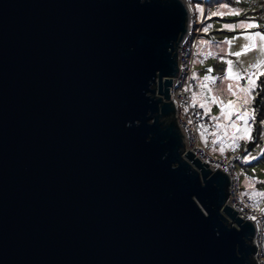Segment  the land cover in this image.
I'll use <instances>...</instances> for the list:
<instances>
[{
	"label": "water",
	"instance_id": "1",
	"mask_svg": "<svg viewBox=\"0 0 264 264\" xmlns=\"http://www.w3.org/2000/svg\"><path fill=\"white\" fill-rule=\"evenodd\" d=\"M186 0H0V264H259L170 91Z\"/></svg>",
	"mask_w": 264,
	"mask_h": 264
},
{
	"label": "built area",
	"instance_id": "2",
	"mask_svg": "<svg viewBox=\"0 0 264 264\" xmlns=\"http://www.w3.org/2000/svg\"><path fill=\"white\" fill-rule=\"evenodd\" d=\"M207 0H186L190 8L188 33L178 50L179 74L173 81L170 91L172 101L176 106L177 123L183 135L186 152L190 150L199 160L207 163L212 170L218 168L226 172L230 177L229 197L227 204L238 210V215L244 219L252 220L256 226L255 243L258 247L256 258L264 250V212L257 209V200L249 195L240 193L236 165L243 160V153L236 154L231 160L214 157L203 143L204 138L217 134L219 129L215 127L216 121L210 114H205V109L193 100L202 92L201 83L195 75L194 62L204 64L208 57L201 43L202 26H198V16L193 12L195 2L205 4ZM200 21V20H198ZM204 126V127H201ZM206 128V131H205ZM220 133V132H219ZM221 138L224 133L221 132ZM254 217V218H253Z\"/></svg>",
	"mask_w": 264,
	"mask_h": 264
},
{
	"label": "rangeland",
	"instance_id": "3",
	"mask_svg": "<svg viewBox=\"0 0 264 264\" xmlns=\"http://www.w3.org/2000/svg\"><path fill=\"white\" fill-rule=\"evenodd\" d=\"M205 4H202L200 2H195L193 6V12L198 16V26H203V15L205 13ZM200 9H203V15H201ZM240 23H254L258 25L256 28L252 29H242L239 27H234V28H225L224 25H239ZM213 26L209 29L208 31L205 32L204 28L209 27V26H204L202 29V36H201V41H206V44L208 47H214L215 51L219 52L220 57L218 59L212 58L209 59L205 64H201L199 62H194V69H195V75L198 78H204L206 75H212L213 77H216V82L210 86L209 88L212 89V92L209 93L208 89H204L202 92L198 93L195 96V101L197 103H203L205 100H208L210 95H215L217 96L220 100H223L225 103H227L228 100H235L236 97L231 96L227 91V85L229 83L236 84V81L233 80H226L223 79V77L226 74V69H227V64L224 62L226 60H232L233 65H234V71L239 72L242 71L245 68H248V66L252 63H254L257 59L261 58V54L258 50H252L248 52L246 55H243L239 58L237 61V58L233 55H230V53H234L237 51H240L242 46L248 41L245 39L246 35H249L254 32H261L264 33L263 31L258 30L261 26H264V24L260 21L256 20H237V21H228V22H212ZM221 26V28H225L227 31H235L239 33L235 34H217L214 33V29L217 26ZM227 41H232V43L229 45ZM215 42L216 45H215ZM259 43V41H258ZM202 44V45H203ZM214 64H217V69H224L225 73L222 75H217L216 68ZM213 69V71L209 74L207 72V69ZM264 71V69H262ZM261 78V77H260ZM259 80L257 81V83ZM240 85H244L246 83L245 80H241L238 82ZM211 109V111L208 113L212 117L213 116H219L220 115V106L218 104H211L209 101L208 105ZM252 108V104L249 106ZM234 119V117H233ZM217 122V121H216ZM221 124H228L230 123L229 121L221 119L219 121ZM229 135L232 132V129H227ZM219 132H225V129L221 128L219 129ZM217 133L219 137L221 136L220 133ZM216 135H212L208 138L203 139V143L207 150L212 154L214 157H217L219 159H228L231 160L235 156L231 153L232 151L234 152L233 149L229 148L228 145L231 143L230 139L228 136H225L223 138L220 137V139L223 141V144H221L219 141L215 144H213V140L216 139ZM242 141H239L241 143ZM224 148V152H220V148ZM232 150V151H231ZM249 156L245 155L244 157ZM236 172L238 176V181H239V188H240V193L243 195H249L253 197L254 199L257 200V209L260 211V209H264V197H260L256 195V193L259 192H264V187H262V184L264 183V167L261 166H255L250 168V170H245L241 166V163L238 162L236 165ZM251 182V186H250ZM258 262L259 264H264V250L261 252L260 256H258Z\"/></svg>",
	"mask_w": 264,
	"mask_h": 264
},
{
	"label": "snow or ice",
	"instance_id": "4",
	"mask_svg": "<svg viewBox=\"0 0 264 264\" xmlns=\"http://www.w3.org/2000/svg\"><path fill=\"white\" fill-rule=\"evenodd\" d=\"M224 9H228V5H223ZM201 15H203V9H200ZM239 15V12L236 10H229V11H216L212 12L210 16H221L224 15ZM210 27V26H209ZM225 28H234L239 27L242 29H252L258 27V25L254 23H240L239 25H224ZM204 31H208V27L204 28ZM245 39L248 41V43L244 44L240 51L230 53V55H233L237 58V61L239 58L243 55H246L248 52L252 50H258L261 54V58L257 59L254 63L250 64L248 68L243 69L242 71L236 72L234 71V65L232 60H226L224 61L227 64L226 74L223 77V79L226 80H233L236 81V84L229 83L227 85L226 91L233 97H236L235 100H228L227 103H225L223 100H220L215 95H210L208 100H205V102L200 103V107L205 109V114L209 113L211 111L209 105V101L211 104H218L220 106V115L219 116H213L211 117L212 120L217 121L215 124V127L217 129H225L224 135L228 136L231 143L228 145L229 148L235 150L238 148L239 141H252L254 139L252 133L254 130V125L256 123L257 119V112L255 108L249 107L251 104L255 102L256 95V89L258 87H262V85H259L257 81L260 79L261 76H264V33H261L259 31L251 33L249 35L245 36ZM259 41V43H258ZM201 43H207L206 41H201ZM227 43L230 45L232 41H227ZM213 53L209 52L207 53V56H212ZM213 71V69L209 68L207 69V72L210 74ZM216 77H213L212 75H206L204 77V81L201 83V88L208 89V92L211 93L212 89L209 88V83H215ZM241 80H245L246 83L244 85H240L238 82ZM254 93L256 95H254ZM193 100L195 101V94L193 96ZM234 117V119H233ZM223 119L226 121H229L228 124H221L219 121ZM260 124L264 126V120L260 121ZM204 127V126H201ZM232 129L231 134L229 135L227 129ZM206 131V128H205ZM213 135H216L213 133ZM220 142L223 144V141L220 139L218 135H216V139H214L212 142L213 144ZM220 152H224V148L221 147ZM260 155L264 156V149H261ZM257 156H246L244 157L245 162L250 163L252 160H257ZM251 186V182H250ZM256 195L260 197H264V192L256 193ZM261 212H264V209H260ZM254 218V217H253Z\"/></svg>",
	"mask_w": 264,
	"mask_h": 264
},
{
	"label": "trees",
	"instance_id": "5",
	"mask_svg": "<svg viewBox=\"0 0 264 264\" xmlns=\"http://www.w3.org/2000/svg\"><path fill=\"white\" fill-rule=\"evenodd\" d=\"M225 4L228 5V9L223 8V5ZM229 10H236L239 12V15L228 14L224 15L223 17L210 16L212 12ZM213 20L214 22L256 20L264 24V0H207L205 6V13L203 15L202 29L204 26H210L208 27L210 29L213 26ZM259 29L264 32V26H261ZM203 49L206 53L211 52L206 44H203ZM209 57L208 60L211 59L212 56ZM214 66H216V64H214ZM218 71L220 72L219 74H223L225 70L220 69ZM258 84L262 85V87H258L256 89V93H258V95L254 93V95H256V99L255 102L252 104V108H255L257 112V119L252 133L254 139L252 141H242L241 143H239L240 146L236 148L233 152V155L235 156L236 154L243 153V151L247 149V152L243 154L244 156L252 155L258 157L257 160H252L250 163L245 162L243 158L240 163L244 171L250 170V168L255 166L264 167V156L260 155L261 149H264V126L260 124V121L264 120V76H261ZM262 187H264V183L262 184Z\"/></svg>",
	"mask_w": 264,
	"mask_h": 264
},
{
	"label": "crops",
	"instance_id": "6",
	"mask_svg": "<svg viewBox=\"0 0 264 264\" xmlns=\"http://www.w3.org/2000/svg\"><path fill=\"white\" fill-rule=\"evenodd\" d=\"M258 30H260L259 28H258ZM261 31V30H260ZM214 33H217V34H235V33H239V32H235V31H227L224 27L223 28H221V26H217L216 28H215V32ZM216 43L217 42H215V45H216ZM218 44V43H217ZM209 49H210V51L213 53V55H212V57H211V59L212 58H217L218 59V57H220V55H219V52H217V51H215V49H214V47H211V46H209ZM210 58V57H209ZM215 68H216V71L215 72H217V75H222V73L221 74H219L220 72L218 71V70H220V68L219 69H217V64H216V66H215ZM224 73H225V71H224ZM223 73V74H224ZM213 85V83H209V87L210 86H212ZM205 89V88H204ZM211 116V115H210ZM239 143V142H238ZM232 151V150H231ZM232 154H233V151L231 152Z\"/></svg>",
	"mask_w": 264,
	"mask_h": 264
},
{
	"label": "bare ground",
	"instance_id": "7",
	"mask_svg": "<svg viewBox=\"0 0 264 264\" xmlns=\"http://www.w3.org/2000/svg\"><path fill=\"white\" fill-rule=\"evenodd\" d=\"M254 243H255V240H254ZM255 245H256V243H255ZM256 247H257V245H256ZM257 250H258V247H257Z\"/></svg>",
	"mask_w": 264,
	"mask_h": 264
}]
</instances>
